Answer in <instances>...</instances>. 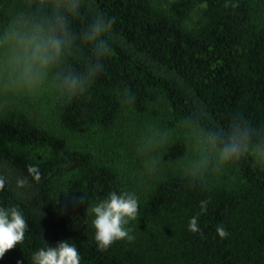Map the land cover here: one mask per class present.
Masks as SVG:
<instances>
[{"label": "trees", "instance_id": "obj_1", "mask_svg": "<svg viewBox=\"0 0 264 264\" xmlns=\"http://www.w3.org/2000/svg\"><path fill=\"white\" fill-rule=\"evenodd\" d=\"M70 2L0 0V36L20 17L65 15L71 39L51 71L62 130L96 135L131 113L189 126L206 139L215 133L218 144L236 126L246 128L248 150L228 163L212 157L183 169L176 166L189 146L173 139L162 151L169 168L144 190L116 151L98 156L20 109L0 111V206H18L27 223L0 264H32L43 241L60 240L76 245L80 264H264V155L250 152L264 148V0H176L166 8L153 0H79L75 13ZM199 5L197 26L187 29ZM97 17L112 20L103 43L86 35ZM109 46L108 55L102 49ZM69 73L84 81L82 93L60 87ZM111 191L136 195L138 217L128 225L135 238L101 250L90 207ZM193 216L199 232L188 229Z\"/></svg>", "mask_w": 264, "mask_h": 264}, {"label": "clouds", "instance_id": "obj_2", "mask_svg": "<svg viewBox=\"0 0 264 264\" xmlns=\"http://www.w3.org/2000/svg\"><path fill=\"white\" fill-rule=\"evenodd\" d=\"M79 0H71L68 10L75 13ZM112 29V20L97 17L87 31V38L103 43V36ZM65 15L57 11L50 18L29 19L20 17L11 21L0 36V80L19 91H32L40 87L54 66L64 55L69 43ZM111 46L102 51L109 55ZM60 87L70 96L82 93L85 83L69 73L62 76ZM207 141L216 151L220 163L239 159L248 150L249 131L236 126L218 144L217 134L209 133ZM259 152L264 155V148ZM5 181L0 179V188ZM23 181H18L22 185ZM204 202H201L203 210ZM93 216L94 239L101 250L107 249L118 240H134L129 222L138 217V199L131 192L111 191L104 199L90 207ZM27 223L23 211L16 205L0 206V258L6 251L23 241ZM188 229L199 232L198 217L193 216ZM220 238L228 235L227 230L218 225L215 228ZM32 264H80V255L74 243L60 240L54 246L43 241V246L31 255ZM19 264V262H18Z\"/></svg>", "mask_w": 264, "mask_h": 264}, {"label": "rangeland", "instance_id": "obj_3", "mask_svg": "<svg viewBox=\"0 0 264 264\" xmlns=\"http://www.w3.org/2000/svg\"><path fill=\"white\" fill-rule=\"evenodd\" d=\"M176 0H153L154 6L166 8ZM204 5H199L187 18L184 26L193 29L201 18ZM6 29V28H5ZM57 101L56 83L50 72L45 82L32 91H19L0 80V111L17 108L25 112L41 126L63 135L72 147L90 149L98 156L106 157L116 151L136 188L147 189L151 182L165 172L170 165L162 160V151L173 139H183L189 152L178 168L195 170L216 161V152L203 134L189 126H169L167 122L124 113L111 131L96 135L80 136L65 132L55 116ZM260 147L250 149L254 155H262ZM109 157V156H107ZM219 163V161L217 160Z\"/></svg>", "mask_w": 264, "mask_h": 264}]
</instances>
